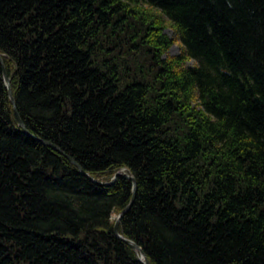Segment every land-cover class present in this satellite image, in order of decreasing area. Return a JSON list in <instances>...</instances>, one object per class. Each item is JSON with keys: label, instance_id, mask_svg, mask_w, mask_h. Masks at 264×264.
I'll return each mask as SVG.
<instances>
[{"label": "trees", "instance_id": "trees-1", "mask_svg": "<svg viewBox=\"0 0 264 264\" xmlns=\"http://www.w3.org/2000/svg\"><path fill=\"white\" fill-rule=\"evenodd\" d=\"M0 54V264H143L66 154L150 264H264V0H0Z\"/></svg>", "mask_w": 264, "mask_h": 264}, {"label": "water", "instance_id": "water-1", "mask_svg": "<svg viewBox=\"0 0 264 264\" xmlns=\"http://www.w3.org/2000/svg\"><path fill=\"white\" fill-rule=\"evenodd\" d=\"M0 62L2 64V68H3V78H4V82H5V85L7 87V90H8V93H9V96H10V99L14 105V108H15V99L12 95V91H11V87H10V77L9 75L7 74V71L5 69V66H4V63H3V59L1 57V54H0ZM18 117V121H19V124L21 125V127L24 129L25 133L30 135V136H33L30 134V132L26 129L24 123L22 122L21 118L19 117V115H17ZM34 137V136H33ZM37 140H39L40 142H43L45 144H48L50 146H52L54 149L58 150L59 152L63 153L59 147L49 141H46V140H43L41 138H37ZM64 154V153H63ZM66 157L78 168L79 172L82 173L83 175H85L87 178H89L92 182L98 184V185H102V186H110V185H113L117 178L118 177H126L128 179L131 180L132 182V196H131V199L129 201V203L125 206L124 209H122L116 216H115V222H114V227H113V231H114V234L117 238L121 239L122 241H124L125 243H127L129 246H131V248L133 250H135L138 254V257L139 259L141 260V262L143 264H150L149 260H148V257L147 255L145 254L144 250L142 249V247L137 244L134 240L130 239V238H127L123 235H121L118 231V224L122 218V216L129 210V208L131 207V204L135 198V195H136V189H137V181H136V178L133 174H131L126 168H122L121 170L117 171L114 173V175L112 176V178L109 180V181H102V180H98L96 178H94L93 176H91L88 172H86L81 166L80 164H78L70 155H67L66 154Z\"/></svg>", "mask_w": 264, "mask_h": 264}, {"label": "rangeland", "instance_id": "rangeland-1", "mask_svg": "<svg viewBox=\"0 0 264 264\" xmlns=\"http://www.w3.org/2000/svg\"><path fill=\"white\" fill-rule=\"evenodd\" d=\"M165 32L170 36V37H175V33L171 28H167L165 30ZM181 50V45L179 43H175L173 44L170 49H169V53L170 54H177L179 53ZM191 65V64H190ZM116 215L113 214V218H115Z\"/></svg>", "mask_w": 264, "mask_h": 264}]
</instances>
